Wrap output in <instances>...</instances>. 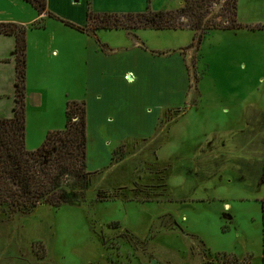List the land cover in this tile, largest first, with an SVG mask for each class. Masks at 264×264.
<instances>
[{
  "label": "rangeland",
  "instance_id": "1",
  "mask_svg": "<svg viewBox=\"0 0 264 264\" xmlns=\"http://www.w3.org/2000/svg\"><path fill=\"white\" fill-rule=\"evenodd\" d=\"M95 1L77 0L33 31L40 53L53 44L68 61L70 102L88 103L91 186L60 208L1 206L0 264H264V0L244 12L259 26L199 43L188 17L175 23L181 30L66 25L83 24L89 8L125 15L182 2ZM24 3L0 0V18L28 21L30 7L38 15ZM91 68L113 72L115 86L86 87Z\"/></svg>",
  "mask_w": 264,
  "mask_h": 264
},
{
  "label": "trees",
  "instance_id": "2",
  "mask_svg": "<svg viewBox=\"0 0 264 264\" xmlns=\"http://www.w3.org/2000/svg\"><path fill=\"white\" fill-rule=\"evenodd\" d=\"M40 15L46 13V0H24ZM214 0H182L175 10L143 13L94 14L88 12L87 26L78 30H181L175 23L190 19V29L198 43L211 31L248 29L238 22V0H228L218 11H211ZM255 28V27H253ZM252 30V28H250ZM27 30L15 24L0 23V35L16 37L15 107L12 119L0 120V207L12 213L31 212L41 205L62 207L70 194L86 192L92 183L87 167V110L84 102H68L66 126L51 132L43 145L26 148V40ZM78 114V120H74ZM264 185V173L261 178ZM264 213V199L262 200ZM226 260V259H224ZM227 262H222L225 264Z\"/></svg>",
  "mask_w": 264,
  "mask_h": 264
},
{
  "label": "crops",
  "instance_id": "3",
  "mask_svg": "<svg viewBox=\"0 0 264 264\" xmlns=\"http://www.w3.org/2000/svg\"><path fill=\"white\" fill-rule=\"evenodd\" d=\"M20 3L22 0H15ZM47 7L46 13L43 15L36 14V11L30 7L26 2V6L30 7V15L32 18L28 21L20 20L17 17L13 18H0V23L15 24L24 27L27 30V50H26V148L29 151H35L37 145H41L51 132L61 131L63 124H66V107L67 103L72 98L70 83V71L68 61L61 59V50L59 48L50 47L47 53H40L39 45L34 37V26L37 27L44 19H56L55 12L59 10H76L77 0H46ZM25 2V1H24ZM96 2L92 0V5ZM20 5L19 3H16ZM182 4V2H181ZM88 5L91 4H87ZM259 0H238V22L243 26H259L260 21L253 24L244 22V12L248 10H259ZM85 3L80 6L83 9ZM25 7H20V9ZM150 9V7H148ZM145 9L144 12H146ZM26 10H29L25 8ZM86 10V9H84ZM91 11L90 8L87 10ZM164 12V11H162ZM60 13V12H59ZM143 13V12H138ZM130 14V13H126ZM68 20L73 21L68 18ZM65 23V22H64ZM259 23V24H257ZM67 25V24H66ZM64 25V26H66ZM76 27L82 29L87 26V15L84 17L83 24L75 21ZM68 26V25H67ZM249 27V26H248ZM45 28V27H44ZM72 28H75L72 26ZM36 29H42L37 27ZM76 29V28H75ZM78 30V29H77ZM81 34H86L84 31ZM97 42H99L97 40ZM111 52L109 48H105ZM36 51L33 55V52ZM99 50H97L98 52ZM54 63H57V68H54ZM102 77L101 73L95 72L92 68L87 76L88 84L85 86L92 88L95 87L99 91L109 90L115 86L114 73L112 75L105 74L102 79L105 85L99 86V78ZM126 75L123 76V82L127 83ZM101 80V79H100ZM15 82H16V37L11 35H0V120L12 119L14 117L15 107ZM86 83V82H85ZM102 87V88H100ZM98 93L96 100L102 97ZM79 101V100H78ZM86 104V103H85ZM88 103L86 105L87 110ZM108 124L114 125V119L106 117ZM110 121V122H108ZM32 127V128H30ZM64 130V129H63Z\"/></svg>",
  "mask_w": 264,
  "mask_h": 264
},
{
  "label": "water",
  "instance_id": "4",
  "mask_svg": "<svg viewBox=\"0 0 264 264\" xmlns=\"http://www.w3.org/2000/svg\"><path fill=\"white\" fill-rule=\"evenodd\" d=\"M131 78V77H130Z\"/></svg>",
  "mask_w": 264,
  "mask_h": 264
}]
</instances>
